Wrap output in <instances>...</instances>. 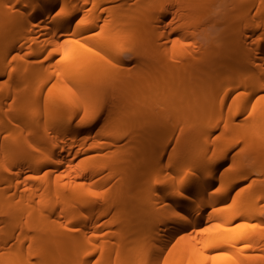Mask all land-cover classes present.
Listing matches in <instances>:
<instances>
[{"label": "bare ground", "instance_id": "bare-ground-1", "mask_svg": "<svg viewBox=\"0 0 264 264\" xmlns=\"http://www.w3.org/2000/svg\"><path fill=\"white\" fill-rule=\"evenodd\" d=\"M0 36V264H264V0H0Z\"/></svg>", "mask_w": 264, "mask_h": 264}, {"label": "rangeland", "instance_id": "rangeland-1", "mask_svg": "<svg viewBox=\"0 0 264 264\" xmlns=\"http://www.w3.org/2000/svg\"><path fill=\"white\" fill-rule=\"evenodd\" d=\"M0 37H1V36H0ZM2 37H3V36H2ZM3 38H4V40H5V37H3ZM3 38H2V41H3ZM0 41H1V39H0ZM2 41H1V42H2ZM3 42H4V41H3ZM4 43H5V42H4ZM4 43H0V44H1L0 46H2V44H4ZM0 50H1V48H0ZM6 64H7V63H6ZM6 66H7V69L10 67L9 65H6ZM2 97H3V96H2ZM5 100L8 101V99H5ZM41 106H42V105H41ZM42 107H43V106H42ZM42 109H43V108H42ZM42 109L40 110V111H41V114H42V111H43ZM73 123H75V121H74ZM75 124H76V123H75ZM75 124H74V125H75ZM76 125H77V124H76ZM21 134H22V135H25L26 133H25L24 131H22ZM168 136H170V135H168ZM168 136H167V137H168ZM171 136H172L171 138H173V136H175V135H174V132H173V135H171ZM167 137H165V139H166Z\"/></svg>", "mask_w": 264, "mask_h": 264}, {"label": "snow or ice", "instance_id": "snow-or-ice-1", "mask_svg": "<svg viewBox=\"0 0 264 264\" xmlns=\"http://www.w3.org/2000/svg\"><path fill=\"white\" fill-rule=\"evenodd\" d=\"M254 227V226H253Z\"/></svg>", "mask_w": 264, "mask_h": 264}]
</instances>
